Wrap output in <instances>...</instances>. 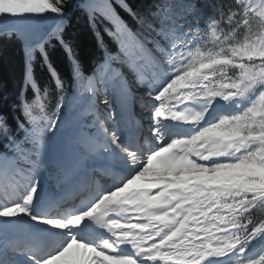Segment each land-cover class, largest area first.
Segmentation results:
<instances>
[{
    "label": "snow or ice",
    "instance_id": "snow-or-ice-1",
    "mask_svg": "<svg viewBox=\"0 0 264 264\" xmlns=\"http://www.w3.org/2000/svg\"><path fill=\"white\" fill-rule=\"evenodd\" d=\"M70 11L104 53L90 73ZM0 42L24 59L0 101V264H264V0H0Z\"/></svg>",
    "mask_w": 264,
    "mask_h": 264
},
{
    "label": "trees",
    "instance_id": "trees-1",
    "mask_svg": "<svg viewBox=\"0 0 264 264\" xmlns=\"http://www.w3.org/2000/svg\"><path fill=\"white\" fill-rule=\"evenodd\" d=\"M150 2L151 0H130L134 8L147 5ZM69 15L71 19L69 26L64 31L63 39L75 50L83 68L90 73L94 70L96 64L103 60L104 53L97 42V38L89 25L87 17L73 14L72 11L69 12ZM100 31L104 36L105 44L110 48L114 47L112 41L103 33L102 27H100ZM29 35L34 39H40L44 33L37 27L30 26ZM46 51L49 62L66 84L69 85V92H71V85L73 83L71 62L63 46L59 41L52 40L46 46ZM33 75L42 92L48 89L49 107L50 109L53 108L58 102V92L51 73L48 71V67L39 53H37L36 60L33 63ZM23 90L24 59L21 46L18 43L5 45L0 42V101L6 98L11 103H17L16 97ZM6 92L8 93L7 97H5ZM25 96L28 99L34 98L35 93L30 86L25 92Z\"/></svg>",
    "mask_w": 264,
    "mask_h": 264
},
{
    "label": "rangeland",
    "instance_id": "rangeland-1",
    "mask_svg": "<svg viewBox=\"0 0 264 264\" xmlns=\"http://www.w3.org/2000/svg\"><path fill=\"white\" fill-rule=\"evenodd\" d=\"M57 105V104H56ZM56 105H55V107H56ZM55 107L52 109V110H54L55 109Z\"/></svg>",
    "mask_w": 264,
    "mask_h": 264
}]
</instances>
